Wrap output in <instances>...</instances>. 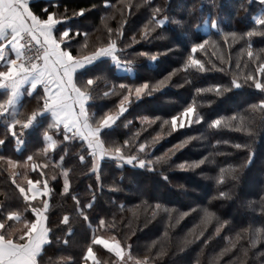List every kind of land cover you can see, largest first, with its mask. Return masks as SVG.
I'll use <instances>...</instances> for the list:
<instances>
[{"label": "snow or ice", "instance_id": "1", "mask_svg": "<svg viewBox=\"0 0 264 264\" xmlns=\"http://www.w3.org/2000/svg\"><path fill=\"white\" fill-rule=\"evenodd\" d=\"M250 3L251 0H241L240 8L247 11V4ZM259 3L264 6V0H259ZM104 4L106 8L113 7L110 0H104ZM50 8H58V5L37 7L36 0H0V89L6 94L5 99L0 101V118L3 119L4 124L3 131L0 132V151H6L9 143L13 141L15 148L20 149L26 144L31 133H36L45 142L43 147L28 155L23 163L12 159L11 156L0 155V161L7 165L11 183L23 202V208H17L12 207L7 199L0 201V264H43L47 248L61 239L56 235V231L63 226L66 235L74 232L71 213L63 214L62 218H53L55 212L50 201L54 189L50 186V181H57V176L45 175L49 165L37 163L38 154L48 158L50 150L56 149L58 145H65L61 150L63 154L59 157L58 166L62 170V191L66 194H70L71 181L69 169L63 166V161L68 153L67 145L74 142L80 144L81 153H83L78 154V160L91 164V173L96 176L97 181L100 180V166L105 158L118 162V167L122 169L127 167L134 172L142 171L158 175L161 179L168 181V176L164 175L165 165L182 172L191 171L209 163L210 156H203L198 160L173 162V157L178 152H181L193 140L198 139L196 136H186L161 155H155L156 144L165 136H170L180 129H191L194 125L203 124L207 129L228 128L247 132L254 142V124L238 112L227 117L222 115H217L215 118L206 117L198 111V103L193 99L191 103L183 107L182 111L170 115L168 119L160 116H140L138 117L140 127L135 132L121 140L112 139L121 125L129 128L132 126L133 122L127 120L125 114L134 105L139 106L165 96L168 87L173 83V77L181 71L188 73L190 70L208 72L215 69L223 72L225 68L231 70L235 67L236 69V73L230 77L227 84L214 83L208 87L196 88L197 94L210 93L220 98L233 90L248 88L258 89L264 93V59L256 56L252 49V37L255 35L264 37V11L255 17L254 23L259 26L258 29L253 28L246 33L227 31L222 34V41L228 44L229 48L238 40L244 41L245 47L241 49V52H246L250 60L259 61L252 70L241 74V63L238 60L233 64L230 53L228 59L220 56L215 62L212 59L205 61L197 58L198 53L208 55L207 46L210 44L219 47V43L212 40L211 36L192 37L190 33H185L187 39L173 41L172 47L162 52L130 51L137 44L154 38L156 30L168 22L169 17L162 15V9L159 7L152 9L150 19L139 32V39L136 33L126 37L124 26L128 20L125 18L121 20L117 28H107L102 41L92 44L89 43V33H81L78 27L66 26L74 17L83 16L86 9L73 11L70 17L66 11L62 13ZM127 8L131 10L133 5L128 3ZM121 12L123 14V9ZM175 23L182 26L184 22L177 20ZM210 23L214 29L222 31L219 28V25L223 23L222 19H211ZM228 26L231 27L230 24ZM81 35L83 39L79 43V48H74L78 42L76 38ZM181 44H183V51L180 53L182 59L177 62L179 67L172 69L159 79L145 78L139 83L117 84L109 79L106 69L100 67L106 60H110L118 72L125 71L135 79L137 74L135 57H146L149 61L158 63L160 56H167L169 52L180 50ZM122 56L132 58L122 60ZM220 64L223 66L218 67ZM243 68L247 69L248 65H243ZM185 83H191V81L185 79ZM101 86L106 91H101ZM25 95L34 99L36 103L29 111L21 112ZM113 96H116L117 102L111 108L106 110L99 108L98 100ZM257 108L264 113V99L249 105L251 112ZM153 125H158L160 130L154 136L144 137L143 134ZM52 133L58 134L61 139L57 141ZM220 143L221 141H217V144ZM223 143L229 142L223 141ZM233 147L246 149L247 158L241 165L220 168L216 177L219 184L225 183L229 178L238 179L243 169L254 162L256 153L251 143H236ZM18 168L23 171L17 172ZM29 170L36 172L40 178H30L27 175ZM89 191L92 195L87 198V202L78 198L77 195L71 196L78 218L92 232L90 243L82 258L83 264H88L89 260L92 264H102L93 250L95 245H101L115 254L116 264H128V260L132 258L131 243L127 240L122 242L115 237L109 239L96 234L98 228L115 232L120 227H124V222L118 221L115 217L106 220L102 214L97 213V223L93 224L90 213L95 212L97 195L91 186ZM218 195L220 198H229L231 193L221 191ZM252 203L254 202H249V205ZM260 204L261 211L264 212V200H261ZM154 208L158 210L161 205L156 203ZM175 211V209H165L170 226H173L171 224L173 220L175 224H179L190 213L196 212V209L177 213L174 217ZM152 215L155 218L156 213L153 212ZM213 220L216 221L214 232L206 236L205 230ZM200 224L203 228H200L198 232L199 225L194 224L189 229L192 239L186 236L184 247L200 240L201 237H204L202 243H208L212 235H219L223 229L229 227L230 221L221 220L215 212L205 209ZM253 235L255 238L252 244L255 245L257 240L264 239V229L253 230ZM236 239H240L239 235ZM62 242L67 244L69 241L64 239ZM151 247H155V242ZM231 247H236L235 242H231ZM164 254L163 249L156 252V256ZM137 264H153V259L145 255L137 261ZM197 264H199L198 261Z\"/></svg>", "mask_w": 264, "mask_h": 264}, {"label": "trees", "instance_id": "2", "mask_svg": "<svg viewBox=\"0 0 264 264\" xmlns=\"http://www.w3.org/2000/svg\"><path fill=\"white\" fill-rule=\"evenodd\" d=\"M240 2L241 0H214V2L212 0H110L113 7L106 8L104 0H36V5L37 7L58 5V8H50V10L62 13L66 11L70 17L73 11L86 9L83 16L74 17L66 26L78 27L81 33H89L90 44L102 41L105 38L106 29L117 28L121 20L125 18L128 20L124 26L126 37L136 33L139 39V32L150 19L152 9L159 7L162 9V15L169 17L168 22L156 30L154 38L137 44L130 51L162 52L172 47L173 41L187 39L185 33H190L192 37L211 36L212 40L219 43V47L210 44L207 46L208 55L198 53L197 58L205 61L212 59L215 62L220 56L228 59L230 53L233 64L238 60L241 63V74H243L245 71L252 70L259 61L250 60L246 52H241V49L245 47L244 41L238 40L229 48L228 44L222 41V34L227 31L246 33L253 28L258 29L259 26L254 23L255 16L264 9L258 0H251L245 11L240 8ZM128 3L133 5L131 10L127 8ZM121 9H123V14ZM211 19L223 20V23L219 25L222 31L212 27ZM177 20L183 21V25H177L175 23ZM206 20L209 22L205 23ZM207 24L209 28L206 29ZM229 24L231 27L228 26ZM76 39L78 42L74 48L78 49L83 37L81 35ZM252 49L256 56L264 59V37L253 36ZM181 51H183V44L180 45V50L169 52L167 56H160L158 63L151 62L146 57H135L137 73L135 79L127 72H118L110 60H106L105 64L100 67L106 69L112 82L134 84L145 78L159 79L162 75L179 67L177 62L182 59ZM73 54L75 55L76 52L74 51ZM130 58L132 57H121L122 60ZM245 64L248 65L247 69L243 68ZM235 73V67L231 70L225 68L223 72L213 69L208 72L190 70L188 73L183 71L177 73L165 96L139 106L134 105L125 114L127 120L133 122L132 126L129 128L121 125L116 136L112 137V139L121 140L125 136H130L140 127L138 119L140 116H160L168 119L170 115L182 111L183 107L191 103L193 99L198 103V111L206 117L215 118L217 115L227 117L238 112L253 122L254 142L247 132L228 128L207 129L206 125L201 124L194 125L191 129H180L173 132L156 144L154 154L161 155L186 136L198 137L178 152L173 157V162L198 160L203 156H210V162L200 168L182 172L165 165L164 175L168 176V181H165L158 175L142 171L134 172L127 167L122 169L118 167V162L105 158L100 166V180L97 181L96 176L91 173V164L78 160V154L83 153H81L80 144L74 142L67 145L68 153L63 161V166L69 169V180L71 181L70 194H66L62 191V170L58 166L59 157L63 154L61 150L65 145H58L56 149L50 150L48 158L38 154L36 162L49 165L45 175L47 177L57 176V181H50V186L54 189L50 201L55 212L53 218H62L63 214L71 213L74 228V232L70 235H66L63 226L56 231V235L61 239L47 248L43 264H83L82 258L90 243L92 232L78 218L71 196L77 195L78 198L87 202V198L92 195L89 186L95 190L97 195L95 212L90 213L93 217L92 223H97V213L102 214L106 220L115 217L118 221L124 222V227H120L115 232L98 228L96 234L112 236L122 242L127 240L131 243L132 258L128 260V264H137V261L145 255L153 259V264H197V261L199 264H264V239L257 240L255 245L252 244L255 238L253 230L264 229V212L261 211L260 204V201L264 200V118H262L264 113H261L258 108L254 112L249 110V105L264 99V93L258 89L248 88L233 90L217 98L214 94L195 92L196 88L208 87L214 83L227 84ZM185 79L191 83H185ZM100 90L106 91L102 86ZM5 95L4 91L0 90V101L5 99ZM116 102L117 98L113 96L109 99H100L97 104L100 109L106 110ZM35 103L34 99L25 95L21 112L29 111ZM3 128V119L0 118V132ZM159 130L158 125H153L143 135L144 137L154 136ZM40 132H43V127ZM52 135L57 141L61 139L56 133ZM217 141L221 143L217 144ZM223 141L229 143L224 144ZM236 143L252 144L256 153L254 162L243 169L238 179L229 178L225 183L219 184L216 177L220 168L241 165L247 158L246 149L233 147ZM44 144L45 142L36 133H31L26 144L20 149L15 148L13 141L9 143L6 151H0V155L11 156L12 159L23 163L28 155L36 152ZM20 171L23 170L18 168L17 172ZM9 177L10 172L7 165L0 161V201L7 199L12 207L23 208V202ZM30 177L40 178L33 171H30ZM221 191L229 192L231 196L220 198L218 193ZM249 202L254 203L249 205ZM156 203L161 205L158 210L154 208ZM165 209H175L174 217L177 213L190 209H196V212L190 213L179 224H175L173 220L171 222L173 226H170ZM205 209L215 212L221 220H229L230 226L223 229L219 235H212V239L206 244L202 243L204 237H201L200 240L184 247L185 237L192 239L189 229L194 224L199 225L197 232L203 228L200 219ZM153 212L156 213L155 218H153ZM215 226L216 221L213 220L212 224L207 226L205 235H211ZM237 235L240 237L239 240L236 239ZM64 239L69 242L63 243ZM153 242H155V247H151ZM231 242H235V248L231 247ZM161 249L165 254L156 256V252ZM224 249L230 250L223 251ZM93 250L102 264H116L115 254L109 252L108 249L95 245Z\"/></svg>", "mask_w": 264, "mask_h": 264}, {"label": "rangeland", "instance_id": "3", "mask_svg": "<svg viewBox=\"0 0 264 264\" xmlns=\"http://www.w3.org/2000/svg\"><path fill=\"white\" fill-rule=\"evenodd\" d=\"M259 1V0H258ZM263 9H264V6H263ZM261 12V11H260ZM260 12L256 15V16H258L259 14H260ZM255 16V17H256ZM207 28H209V25L207 24L206 25V29ZM122 71V70H121ZM125 72V71H124ZM23 170V169H22ZM27 175L30 177V170L27 172ZM31 178V177H30ZM23 179V177H21V180ZM105 238H109V239H111V238H113L112 236H104ZM88 264H92L90 261H88Z\"/></svg>", "mask_w": 264, "mask_h": 264}, {"label": "crops", "instance_id": "4", "mask_svg": "<svg viewBox=\"0 0 264 264\" xmlns=\"http://www.w3.org/2000/svg\"><path fill=\"white\" fill-rule=\"evenodd\" d=\"M25 87H27V86H25ZM0 90H2V89H0ZM91 263H92V261L91 260H89Z\"/></svg>", "mask_w": 264, "mask_h": 264}]
</instances>
